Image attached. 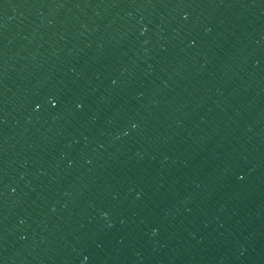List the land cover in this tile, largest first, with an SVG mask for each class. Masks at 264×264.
<instances>
[{
	"label": "water",
	"instance_id": "95a60500",
	"mask_svg": "<svg viewBox=\"0 0 264 264\" xmlns=\"http://www.w3.org/2000/svg\"><path fill=\"white\" fill-rule=\"evenodd\" d=\"M0 264H264V0H0Z\"/></svg>",
	"mask_w": 264,
	"mask_h": 264
},
{
	"label": "snow or ice",
	"instance_id": "6c2138e0",
	"mask_svg": "<svg viewBox=\"0 0 264 264\" xmlns=\"http://www.w3.org/2000/svg\"><path fill=\"white\" fill-rule=\"evenodd\" d=\"M53 99H54V98L50 99L49 103H52L53 106H55V104L53 103Z\"/></svg>",
	"mask_w": 264,
	"mask_h": 264
}]
</instances>
